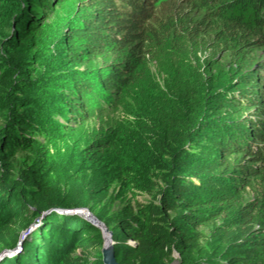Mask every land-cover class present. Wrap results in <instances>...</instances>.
<instances>
[{"label":"trees","instance_id":"obj_1","mask_svg":"<svg viewBox=\"0 0 264 264\" xmlns=\"http://www.w3.org/2000/svg\"><path fill=\"white\" fill-rule=\"evenodd\" d=\"M4 27L10 34L0 37V253L8 254L0 264H103L100 230L64 211L95 212L109 188L102 176L112 170L151 198L111 220L96 217L111 234L117 264H170L172 255L178 264H264V234L254 228H264V70L249 65L247 54L251 44H264V0H0V32ZM198 33L212 35L238 72L207 102L201 95L200 106L212 115L190 125V151L181 153V144L177 155L173 144L164 145L161 124L174 126L173 112L193 121L199 109L194 101L182 109L181 99H160L169 110L156 109V97L143 92L145 58L152 44L180 46ZM95 59L103 63L78 68ZM175 80L189 91L183 78ZM62 91L65 100L58 99ZM119 104L132 105L127 126L78 149L57 145L74 131L71 124L110 119ZM201 142L209 143L206 157L195 152ZM145 153L159 161L149 166L159 187L148 189L134 175ZM186 153L190 160L181 159ZM255 182L256 198L240 200Z\"/></svg>","mask_w":264,"mask_h":264},{"label":"rangeland","instance_id":"obj_2","mask_svg":"<svg viewBox=\"0 0 264 264\" xmlns=\"http://www.w3.org/2000/svg\"><path fill=\"white\" fill-rule=\"evenodd\" d=\"M167 1V0H166ZM6 7H9V5H5ZM165 5L162 9H164ZM157 8H160V5L157 6ZM66 13L64 12V15ZM30 17V16H29ZM31 18V17H30ZM8 27H4L0 32V37L3 34L4 36H8L10 34V31L8 32ZM197 38H187V41L184 43H180V46H176V44H171V46H158V45H151L148 48V52L146 54L145 58V67H144V88L143 92H145L146 99L149 95L152 97H156L157 101L155 102L156 109H166L169 110V107L167 104H164L160 102L161 100H172L174 102H178L179 99L183 100V104H181L182 109L185 108V104L187 102L194 103L192 105H195L198 107L199 111L195 113V119L193 121L190 120V118L187 117V115H183L178 112H173L176 118V124L174 126H171L169 124V127L166 129L163 124V136L162 138H167L165 140L164 145H171L173 144L170 151L178 153L177 147H180V152L183 153V151L187 152L190 151V142L188 137L191 132L194 131V128L190 125H193V123L196 121H199L202 116H204V104L200 106V98L201 95H203L206 99L205 102L211 99V91H213L215 88L216 90L219 89V86L227 83L229 81L230 75L232 72L233 74H237L238 70L234 63H232V58L229 57L227 54H221L216 50V47L214 45L216 44L215 38L211 35H204L203 34H197ZM252 46V44H251ZM248 47V57H249V65H252L255 68V65L259 67V69L264 70V44L260 46L255 47ZM46 63V62H45ZM103 63L102 60L95 59V61L92 64H83L79 66V69H89L91 70L95 66H99ZM46 64H43V67L45 68ZM248 65V66H249ZM46 69V68H45ZM237 70V72H236ZM244 68L242 69V71ZM246 71V70H245ZM198 73L199 76H193L192 73ZM183 78V80L187 83L189 87V91L187 93L181 92L179 89H177L178 80ZM178 81V82H177ZM236 82L234 79L232 82V85ZM204 83V87L202 85ZM175 85V86H174ZM167 86H172L171 93L165 92ZM197 88H203L205 91L201 92L198 91ZM195 92L192 94V91ZM58 99L59 100H65V96H63V91L58 93ZM194 98H192V96ZM186 102V103H185ZM130 106H124L122 104H119L116 112L112 114V117H108L110 119H88L86 123H84L82 126H79L76 129L75 124H71L73 126L74 131L66 136L62 137V140L57 142L58 146L61 147H70L72 149H78L82 146H85L89 144V142L93 141L95 138H100L104 135V133H109V130L112 131V128H116L117 125H121V128L127 126L128 123L132 122L133 115H130ZM149 111L152 112V108L150 106ZM188 107V106H186ZM144 112V111H143ZM145 113H148L145 112ZM140 115V111L136 113V115ZM209 115H212V112H205V117H208ZM189 116V115H188ZM137 117V116H136ZM186 118V119H185ZM146 123V122H145ZM148 124V122H147ZM190 127V129H189ZM197 125V131H203L204 128H198ZM162 130V128H161ZM210 131L206 132H199L201 137H207L209 135ZM188 136H187V135ZM167 135V137H166ZM169 138V139H168ZM67 139V140H66ZM205 140V139H204ZM200 142V140H198ZM135 142V141H134ZM203 142L200 143V145ZM49 146V145H47ZM209 143H203L201 147H197L195 152L204 154V157L207 156V154L210 151ZM204 149V151H203ZM164 150L167 151V148L159 149L158 151L163 152ZM205 152V153H204ZM180 153V154H181ZM191 153V152H190ZM186 153L185 155H181L184 160H190L191 154ZM24 155V158H28L29 156L25 154L20 153V159H22V156ZM178 155V154H177ZM143 160H139L141 164L139 165V171L135 172L134 175H139V178H143V181L148 182V185H151L148 189H152L154 184L157 187H159V182L156 178L157 171L154 173V170H150L149 166L157 167L159 166V161L155 162L154 157L149 154L145 153L142 155ZM178 157V156H177ZM174 155L171 156L170 162L173 163ZM88 165H90V162H88ZM145 166V167H144ZM156 168V169H157ZM114 171V170H112ZM110 171L109 173L106 172L103 174L102 179H109V188L107 193H105V197L101 198L100 200L96 201L95 204V212L90 213L93 218H95L97 221H99L97 218L103 220H111L115 214H117L119 211L122 210L123 207L128 205H133L136 202L139 203H145L150 201V196L139 189H134L132 186V183L126 182L124 183L121 181L115 172ZM218 171H216L217 173ZM115 177V180L113 179ZM104 180H102V183ZM120 183V184H119ZM119 185L122 188L119 187ZM259 187H261L259 182L252 183L251 186L247 187L241 195L240 200L243 198L252 201L254 198H256V193L259 190ZM241 202V201H240ZM239 204V203H238ZM134 206V205H133ZM83 211V210H82ZM86 212V211H85ZM84 214V213H83ZM78 215V214H77ZM80 217L88 221L91 225L97 226V228L100 230L101 235H104V240L102 242L100 253L105 244L112 246L114 245L112 237L108 235L109 230L107 229L104 222L99 221L98 223H93L91 219H88L87 217L83 216L82 213H79ZM97 217V218H96ZM102 225V226H101ZM255 229H257V232H261L264 234V228H261L258 225L254 226ZM208 228L204 229V232L207 231ZM27 232L23 231L20 234V240L24 237V235ZM103 239V238H102ZM126 243L132 244L133 240L131 238L126 240ZM10 252V251H9ZM8 252H5L2 254L7 255ZM1 256V257H2ZM172 262L170 264H178L177 263V256L172 255Z\"/></svg>","mask_w":264,"mask_h":264},{"label":"water","instance_id":"obj_3","mask_svg":"<svg viewBox=\"0 0 264 264\" xmlns=\"http://www.w3.org/2000/svg\"><path fill=\"white\" fill-rule=\"evenodd\" d=\"M83 210V211H82ZM86 211V212H85ZM87 209H73V210H68V211H64L67 214H78L81 212L83 216L87 217L88 219H91L93 221V223H98L99 221H97L95 218L92 217V215L90 213L87 212ZM47 212H43L41 213V215L38 217V219H36L34 222H32L29 226L28 229L32 228L37 222H39V220L46 214ZM84 213V214H83ZM102 226V225H101ZM97 227V226H96ZM109 236H111L110 232L108 233ZM102 238L104 240V235H102ZM8 252V250H3L0 253V258L2 256L3 253ZM101 255H102V262L103 264H117L114 260V254H113V246L112 244L108 245L105 244V246L103 247V249L101 250Z\"/></svg>","mask_w":264,"mask_h":264}]
</instances>
